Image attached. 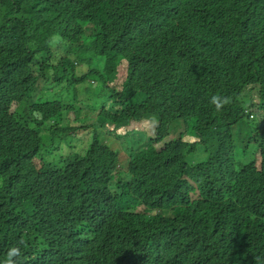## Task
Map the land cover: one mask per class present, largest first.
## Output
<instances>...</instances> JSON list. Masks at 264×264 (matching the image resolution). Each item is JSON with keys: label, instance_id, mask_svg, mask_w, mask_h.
I'll list each match as a JSON object with an SVG mask.
<instances>
[{"label": "trees", "instance_id": "obj_1", "mask_svg": "<svg viewBox=\"0 0 264 264\" xmlns=\"http://www.w3.org/2000/svg\"><path fill=\"white\" fill-rule=\"evenodd\" d=\"M145 121L153 136L117 134ZM184 135L205 161H183ZM13 247L15 264H264V0H0V264Z\"/></svg>", "mask_w": 264, "mask_h": 264}, {"label": "rangeland", "instance_id": "obj_2", "mask_svg": "<svg viewBox=\"0 0 264 264\" xmlns=\"http://www.w3.org/2000/svg\"><path fill=\"white\" fill-rule=\"evenodd\" d=\"M80 35H82V31L80 29L78 30H68L64 36L68 37L69 39H71L72 41H76ZM127 76V64L126 62H123L121 64V66L118 69V72L116 74V77L114 79V87L117 90H121L122 87V83L124 82V80L126 79ZM249 92H246V95H249ZM69 118H73V115L69 116ZM153 123V122H152ZM151 121H145V122H141V123H132L128 128H123L117 131V134H125L128 131L131 130H137L140 132H144L146 135L148 136H153V129H154V124H152ZM110 130H113V127L110 126L109 127ZM188 128L187 126H185V124L182 121H174L172 122L169 127H168V131L169 134L168 136L164 139L163 142H161L160 144H157L155 146L156 151L160 150V148L163 147V144L168 141L171 140L173 138H176L179 136L180 133L187 131ZM234 133L236 134V136L234 137V140L236 141V143L238 144L237 147V158L242 162V163H248L250 162L249 158H243L242 157V149H241V143L238 141V134L236 131H234ZM85 136L79 135L80 139H83ZM126 141V139H125ZM181 141L184 145L183 150H184V157H183V161L185 163L188 164H196V163H200L206 160L207 158V153L206 151H204V149L201 146H195L198 144L199 139L191 136V135H184L181 138ZM107 143L108 145L114 149V150H120L121 152V163L124 166L127 162L126 159V152L122 149V145L120 144V140L118 141V139H116L115 137H111L109 136L107 138ZM80 144V142H74L73 146L74 149L73 150H77L78 149V145ZM195 146V147H193ZM194 148L192 151L190 150L191 148ZM69 150H72L69 148ZM257 161H259L260 163V157H257ZM36 164L40 165L39 161H35ZM143 206H138L137 209L139 211L143 210Z\"/></svg>", "mask_w": 264, "mask_h": 264}, {"label": "clouds", "instance_id": "obj_3", "mask_svg": "<svg viewBox=\"0 0 264 264\" xmlns=\"http://www.w3.org/2000/svg\"><path fill=\"white\" fill-rule=\"evenodd\" d=\"M231 102H232V98L227 96L222 97V96L214 95L211 98V103L215 106V109L218 112L221 111L224 108V106L230 104ZM19 255H20L19 248L16 247L10 248L7 253V258L4 261V264H15L14 257Z\"/></svg>", "mask_w": 264, "mask_h": 264}]
</instances>
